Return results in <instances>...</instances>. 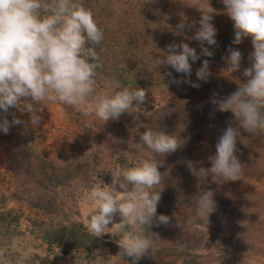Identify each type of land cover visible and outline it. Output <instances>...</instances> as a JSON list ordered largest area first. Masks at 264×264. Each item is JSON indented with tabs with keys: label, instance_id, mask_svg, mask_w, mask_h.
I'll return each instance as SVG.
<instances>
[{
	"label": "rangeland",
	"instance_id": "374dc122",
	"mask_svg": "<svg viewBox=\"0 0 264 264\" xmlns=\"http://www.w3.org/2000/svg\"><path fill=\"white\" fill-rule=\"evenodd\" d=\"M190 3L84 0L104 32L97 46L103 66L95 77L96 92L144 88L147 98L140 108L104 124L94 114L84 116L79 108L46 100L40 106L38 128L31 126L27 113L14 108L0 112L10 121L11 113L24 121L7 134L0 131V264H135L122 257L117 243L132 232L119 212L108 225V231H119L116 234L94 237L84 223L93 206L87 198L91 187L101 180L110 185L109 170L134 166L145 158L149 150L135 145L147 129L176 134L183 144L163 158V178L154 189H164L157 214L172 221L140 229L153 248L136 264H264V133L250 135L241 129L236 155L243 172L236 181L217 183L208 176L198 188L185 164L190 160L197 167H211L208 157L215 154L222 130L234 120L230 111H215L211 98L213 93L227 96L246 80L243 70L250 66L251 37L233 44L234 24L222 0H209L216 10L212 23L217 44H205L211 57L200 54V43L185 38L199 27L200 12ZM200 4L206 6L208 0ZM183 17L196 22V28L177 35ZM181 42L200 54L190 61V79L199 87L174 83L173 78L184 80V74L154 64L167 45ZM229 47L242 53L241 68L234 73L223 59ZM205 59L211 76L207 82L197 81L196 70ZM206 190L214 192L216 204L208 225L196 215V201Z\"/></svg>",
	"mask_w": 264,
	"mask_h": 264
},
{
	"label": "clouds",
	"instance_id": "9594fccd",
	"mask_svg": "<svg viewBox=\"0 0 264 264\" xmlns=\"http://www.w3.org/2000/svg\"><path fill=\"white\" fill-rule=\"evenodd\" d=\"M222 3L234 24L232 43L240 44L243 38L251 37L253 51L249 55L250 66L243 70L246 80L237 83V90L227 96L219 98L213 93L211 98L215 111H230L234 117L222 130L215 154L208 157L211 167H197L192 161H185L191 175L197 178L198 188L208 176L217 183L240 179L243 164L236 152L241 129L250 135L264 133V0H222ZM189 6L200 12L199 27L183 17L175 34L183 35L186 29L196 28L193 36L185 38L198 41L200 54L211 57L213 53L205 44H217V30L212 23L216 10L209 0L206 6L200 0H191ZM103 40V29L93 12L84 6V0H0V112L7 114L14 108L27 113L31 126L38 128L42 120L40 106L46 100L79 108L84 116L94 114L104 124L140 108L147 98L144 88L128 86L113 93L96 92L95 77L103 66L97 46ZM166 48V52L162 50L154 58L155 66L167 65L184 74V80L173 78L174 83L199 87V83L190 79V61L200 58L196 49L184 42L171 43ZM227 51L223 58L227 69L231 73L239 71L242 53L232 47ZM166 75L171 76V72ZM210 76L209 61L205 59L196 70L197 81L207 82ZM11 115V121L0 116V131L4 134L12 126L24 123L15 113ZM180 141L176 134L162 130L143 131L135 146L149 150L145 158L134 166L109 170L111 184L101 180L88 193L93 206L84 227L94 237L116 234L119 231H108L111 229L108 225L119 212L132 232L123 235L117 243L122 257L130 258L135 264L153 248L152 240L144 237L140 229L145 225L150 228L153 223L168 226L172 221L168 215L157 214L164 189H154L163 178L159 170L163 158L179 150L183 144ZM117 186L121 191H117ZM215 208L214 192L204 191L196 201V215L208 225ZM176 223L183 230L182 222L176 220Z\"/></svg>",
	"mask_w": 264,
	"mask_h": 264
}]
</instances>
